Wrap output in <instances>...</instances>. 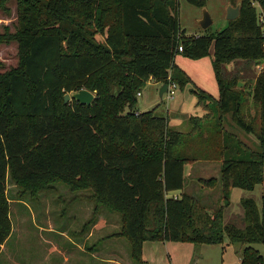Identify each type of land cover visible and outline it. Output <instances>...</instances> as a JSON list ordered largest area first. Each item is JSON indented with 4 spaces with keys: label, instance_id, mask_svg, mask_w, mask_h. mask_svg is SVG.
Returning <instances> with one entry per match:
<instances>
[{
    "label": "trees",
    "instance_id": "16d2710c",
    "mask_svg": "<svg viewBox=\"0 0 264 264\" xmlns=\"http://www.w3.org/2000/svg\"><path fill=\"white\" fill-rule=\"evenodd\" d=\"M18 1L12 35L18 65L0 72V250L12 228L9 176L32 190L56 181L70 191L88 190L94 212L103 206L118 213L120 229L88 250L98 252L99 241L109 246L107 239L124 237L134 264H140L145 241L216 245L226 236L247 244L240 264H262L250 244H264V195L260 208L241 198L242 228L224 223L223 216L232 187L253 190L263 182L264 67L250 86L238 87V78L224 76L222 65L264 61L258 21L264 0H229L240 1L239 16L221 30L208 27L196 35L181 28L176 0ZM186 1L202 7L207 0ZM211 44L219 96L196 91L204 115L189 116L188 132L172 129L167 117L152 110L135 111L136 94L147 80L162 84L170 76L179 88L189 81L173 65L176 54L202 58ZM80 89L94 93L89 105L64 102L65 93ZM227 115L255 137L258 148L224 128ZM213 158L220 160L221 204L208 208L186 192L168 196L184 187V164Z\"/></svg>",
    "mask_w": 264,
    "mask_h": 264
},
{
    "label": "rangeland",
    "instance_id": "374dc122",
    "mask_svg": "<svg viewBox=\"0 0 264 264\" xmlns=\"http://www.w3.org/2000/svg\"><path fill=\"white\" fill-rule=\"evenodd\" d=\"M228 2L229 0L206 1L205 9L212 19L210 31L221 30L226 26ZM202 10L201 7L191 5L186 0H178L179 24L186 30L187 35L204 32L198 24V20L202 17ZM19 11L18 0H0V35L6 33L8 36L0 42V72L18 65L17 40L13 39L12 35L18 28ZM260 23L264 33V20ZM97 38L102 39V36L97 35ZM212 54V44L208 55L202 58L194 59L182 53L176 54L173 65L182 70L189 81L182 88L177 85L173 97L168 98L166 95L159 97V84L155 80H147L146 85L140 90L141 95L136 94L135 111L139 113L152 110L157 115L167 117L172 129L182 133L188 132L189 116L204 115V110L198 103L196 91L202 90L214 98L219 96V88L211 63ZM222 69L224 76L238 78V84L241 83L238 87H243L244 83L250 86V82H253L259 72L256 62L243 60L226 62L222 65ZM112 95L115 94L112 92ZM224 128L233 132L251 148H258L255 137L232 125L229 115L226 116ZM188 164H184V187L181 190L170 191L168 196H179L181 192H186L198 198L208 208L212 209L221 204L223 198L219 186V158L195 161L190 174L187 173ZM210 178L215 179L210 184L202 183L200 180ZM262 186L263 184L258 183L253 190L232 187L229 206L224 210V223H232L242 228L245 222L240 200L252 198L260 208L261 196L264 195ZM30 188L29 185L15 184L7 176L6 196L10 202L13 232L2 247L0 264H78L86 260V254L81 249L84 244L91 246L105 233L120 229L118 213L106 207L99 206L94 212L84 198L69 205L67 202L72 196L71 191L62 182H52L44 187L38 185L33 190ZM94 221L101 224L92 230L91 236H88L89 228ZM62 224L68 226L63 232L60 229ZM101 227L104 229H99ZM119 240L117 248L122 253L121 262L134 264L125 238L120 237ZM104 245L102 241H99L97 247L103 248ZM246 245L231 243L226 236L222 243L216 245H194L182 241H145L142 245L144 261L140 264H240L241 252ZM250 246L258 250L264 264V244L252 243ZM92 261L93 259L90 262L84 261L82 264H107Z\"/></svg>",
    "mask_w": 264,
    "mask_h": 264
},
{
    "label": "crops",
    "instance_id": "0c3cea01",
    "mask_svg": "<svg viewBox=\"0 0 264 264\" xmlns=\"http://www.w3.org/2000/svg\"><path fill=\"white\" fill-rule=\"evenodd\" d=\"M256 5V4H255ZM257 6V5H256ZM200 34V33H199ZM157 84H159V87L161 86L160 83L156 82ZM159 90V89H158ZM204 161H208V160H204ZM197 162V161H196ZM193 163L195 162H192V163H189L187 166H188V170H187V173L190 174V171L192 169V166L194 165ZM264 169V167H263ZM264 172V171H263ZM261 184H263V188H264V178H263V182H261ZM88 191V190H87ZM90 194H92L90 191H88L87 193H85L84 191H81V190H78V191H71V197L70 199H68V204H72V203H75L77 200H80V198H84L86 200V202L91 205V207L93 208L94 207V203L93 201L89 198ZM10 204V202H9ZM93 225L89 228V232H88V236H91L92 235V230L93 229H96L97 226H99L101 223L97 222V221H94L92 223ZM68 227V226H67ZM66 225L62 224L61 225V228L62 229L61 231H65L66 230ZM99 229H104V227H101ZM13 232V227L11 228V233L10 235L8 236V238L5 240V242L2 244L1 246V250H0V254L2 252V247L3 245L9 240V238L11 237V234ZM109 233V232H108ZM113 233V232H112ZM98 239V238H97ZM69 240H72L71 238H69ZM107 243L108 241L112 242L109 246L108 245H105L103 246V251L102 250H99L98 252L95 251V250H88L89 248H87L88 244H84L83 247H81V249L84 250L86 256V260H83L82 262L84 261H88L90 262L91 259H93L92 262L94 263H97V261H100V262H103V263H107V264H123L121 261H122V253L120 252V250L117 248V245H118V242L120 241L119 238H116V239H107L106 240ZM190 243V242H189ZM73 244H75V242H73ZM100 252L103 254H100ZM117 257V258H116ZM143 255H142V259H143ZM67 260V259H66ZM90 260V261H89ZM75 261V260H74ZM144 261V260H143ZM81 263H78V264H82Z\"/></svg>",
    "mask_w": 264,
    "mask_h": 264
},
{
    "label": "water",
    "instance_id": "95a60500",
    "mask_svg": "<svg viewBox=\"0 0 264 264\" xmlns=\"http://www.w3.org/2000/svg\"><path fill=\"white\" fill-rule=\"evenodd\" d=\"M240 4H241L240 1H238L235 5H232L231 2H228V5L226 7V16H225L226 20H233L239 16ZM201 8L203 9L202 17L198 20V24L202 29H206L211 25L212 19L208 11L205 9V5L202 6ZM240 84L241 83H239L238 85ZM166 89H167V84L162 83L158 90L159 97L163 96V93L166 91ZM94 98L95 95L87 89H80L71 94L67 92L63 96L65 103L74 99L75 101H77L79 104L82 105H89L94 100Z\"/></svg>",
    "mask_w": 264,
    "mask_h": 264
},
{
    "label": "built area",
    "instance_id": "2783aa9c",
    "mask_svg": "<svg viewBox=\"0 0 264 264\" xmlns=\"http://www.w3.org/2000/svg\"><path fill=\"white\" fill-rule=\"evenodd\" d=\"M176 1H178V0H176ZM263 20H264V15L261 14V13H259V14H258V21H259V22H262ZM177 50H178L179 52H181V51H182V46L179 45V46L177 47ZM263 67H264V61H263V62H260V63H256V68H258L259 70H260L261 68H263ZM167 79H168V82L166 83V84H167V89H166V91L163 93V95H166L168 98H171V97H173V95H174V93H175V90H176V88H177V84H176L174 81L170 80V76H168ZM137 95L140 96V95H141V92H138Z\"/></svg>",
    "mask_w": 264,
    "mask_h": 264
}]
</instances>
